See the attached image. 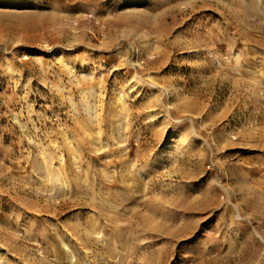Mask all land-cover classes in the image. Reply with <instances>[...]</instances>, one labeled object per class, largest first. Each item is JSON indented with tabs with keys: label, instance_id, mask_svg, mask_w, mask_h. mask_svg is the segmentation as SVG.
Segmentation results:
<instances>
[{
	"label": "rangeland",
	"instance_id": "obj_1",
	"mask_svg": "<svg viewBox=\"0 0 264 264\" xmlns=\"http://www.w3.org/2000/svg\"><path fill=\"white\" fill-rule=\"evenodd\" d=\"M0 264H264V0H0Z\"/></svg>",
	"mask_w": 264,
	"mask_h": 264
}]
</instances>
